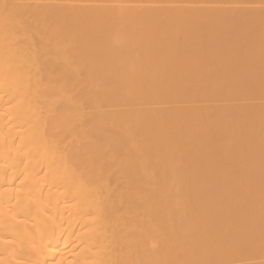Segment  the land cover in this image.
Here are the masks:
<instances>
[{
	"label": "bare ground",
	"instance_id": "6f19581e",
	"mask_svg": "<svg viewBox=\"0 0 264 264\" xmlns=\"http://www.w3.org/2000/svg\"><path fill=\"white\" fill-rule=\"evenodd\" d=\"M0 264H264V0H0Z\"/></svg>",
	"mask_w": 264,
	"mask_h": 264
}]
</instances>
